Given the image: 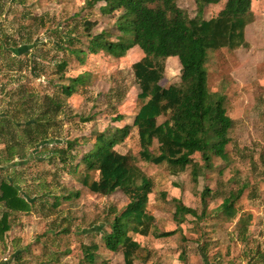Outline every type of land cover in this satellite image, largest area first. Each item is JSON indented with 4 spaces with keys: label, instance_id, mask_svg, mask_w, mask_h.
Wrapping results in <instances>:
<instances>
[{
    "label": "rangeland",
    "instance_id": "obj_1",
    "mask_svg": "<svg viewBox=\"0 0 264 264\" xmlns=\"http://www.w3.org/2000/svg\"><path fill=\"white\" fill-rule=\"evenodd\" d=\"M223 2L206 5L202 15L216 16ZM177 5L189 17L197 14L193 0ZM103 6L89 0H0V183L14 185L31 206L12 212L0 202V219L9 213L10 226L0 237V264H79L81 245L93 243L95 264H123L121 253L106 250L98 232H109L108 221L128 199L119 191L102 196L83 187L82 165L74 173L94 136L131 125L141 106L132 70L143 57L140 49L122 57L87 50L89 36L105 32L116 41L121 35L120 12L105 13ZM250 14L246 47L208 51L205 62L208 91L224 96L232 121L227 163L214 159V169L193 182L190 168L173 173L165 164L142 162L134 127L115 148L133 155L153 183L148 235L129 233L141 246L133 264H264V0H252ZM86 23L92 25L87 32ZM75 49L83 51L82 60L70 52ZM180 74L178 60L166 59L160 85L179 83ZM76 77L82 79L67 97L62 87ZM242 185L236 217L227 219L219 205ZM68 195L51 207L55 197ZM177 200L196 216L177 215ZM163 232L173 233L153 235Z\"/></svg>",
    "mask_w": 264,
    "mask_h": 264
},
{
    "label": "trees",
    "instance_id": "obj_2",
    "mask_svg": "<svg viewBox=\"0 0 264 264\" xmlns=\"http://www.w3.org/2000/svg\"><path fill=\"white\" fill-rule=\"evenodd\" d=\"M89 1L103 2L102 11L105 13L120 12L116 28L121 35L116 41L108 40L105 32L89 36L88 52L104 51L111 56L122 57L138 47L143 54L132 65L139 89L137 97L141 101L132 124L96 134L92 148L83 154L74 168V173L79 174L80 165L84 167L79 182L90 192L109 196L119 191L128 199L122 211L108 221L109 232L102 228L98 235L106 250L120 252L123 264H133L141 246L129 233L148 235L152 217L147 214L146 205L153 183L138 167L133 155L121 154L115 148L124 142L134 127L138 157L142 162L154 166L165 164L173 173L190 168L193 182L214 169V159L228 162L226 146L230 143L232 121L226 115L224 96L208 91L205 62L208 51L246 47L244 29L252 20V0H193L197 6V14L193 17L178 7L177 0ZM222 1L223 6L216 16L206 19L202 15L206 5ZM86 25L87 32L92 25ZM70 52L78 58L83 55L80 49ZM168 58L178 60L180 81L162 87L160 81L164 75V62ZM81 79L70 78L69 83L62 87L63 93L71 96ZM160 117L165 119L157 123ZM120 119L119 116L114 118L116 121ZM154 142L157 144L155 147ZM71 145L68 143L67 149ZM60 160L65 162L63 156ZM93 174L97 175L96 179ZM245 187L242 185L236 194L230 192L219 205V211L227 219L236 217L238 210L235 204ZM208 191L206 188L203 190L202 200ZM70 198V195L55 197L51 207L56 208L60 199ZM0 202L12 212H27L31 207L7 181L0 183ZM175 213L181 217L196 216L193 209L183 206L178 200ZM8 214L4 213L0 219V237L10 229ZM249 218L250 215L246 216V219ZM246 219L244 216L241 218L242 226H246ZM172 233L153 235L165 238ZM97 251L95 243L81 245L82 259L79 264H95Z\"/></svg>",
    "mask_w": 264,
    "mask_h": 264
}]
</instances>
